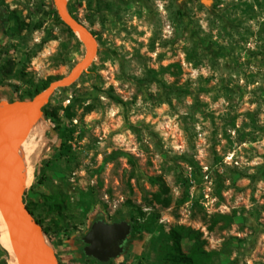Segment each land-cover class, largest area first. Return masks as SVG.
<instances>
[{"label": "rangeland", "instance_id": "rangeland-1", "mask_svg": "<svg viewBox=\"0 0 264 264\" xmlns=\"http://www.w3.org/2000/svg\"><path fill=\"white\" fill-rule=\"evenodd\" d=\"M64 3L96 53L19 155L22 203L59 264H98L81 253L97 220L130 227L105 264H173L177 248L264 264V0ZM56 19L51 0H0V103L82 59ZM178 228L192 235L176 247Z\"/></svg>", "mask_w": 264, "mask_h": 264}, {"label": "water", "instance_id": "water-1", "mask_svg": "<svg viewBox=\"0 0 264 264\" xmlns=\"http://www.w3.org/2000/svg\"><path fill=\"white\" fill-rule=\"evenodd\" d=\"M51 3L61 24L82 44L83 57L67 75L49 82L30 99L0 103V216L15 264H56L51 249L42 240L43 233L22 203L20 147L52 94L72 85L96 53L94 38L67 12L65 3L62 0H51ZM129 230L125 222L91 223L81 238L82 255L99 264L117 258Z\"/></svg>", "mask_w": 264, "mask_h": 264}, {"label": "trees", "instance_id": "trees-1", "mask_svg": "<svg viewBox=\"0 0 264 264\" xmlns=\"http://www.w3.org/2000/svg\"><path fill=\"white\" fill-rule=\"evenodd\" d=\"M56 22H57L59 25H62V24L59 22V20H57V19H56ZM62 26H63V25H62ZM63 28H64V30H65L66 33L71 34L67 28H65L64 26H63ZM54 80H56V79H54ZM52 81H53V80H52ZM46 86H47V84H44V83L41 84L39 87H37L36 89H34L33 92H32L29 96H26L25 99H24V98H18V101H23V100H28V99H30L32 96H34L35 94H37L38 92H40L41 90H43ZM44 107H45V106H43V107L40 109V112L42 113L43 116L48 117V114H47V112L44 110ZM22 202H23V201H22ZM24 206H25V208L28 210V208L26 207V205H24ZM28 212H29L30 215H31V212H30L29 210H28ZM34 221H35V223L39 226V222L36 221V220H34ZM42 232H43V234H45V232H44L43 230H42ZM191 235H192L191 232H188V233H187V231H183V230H181L180 228H178L176 231H172V232H170V234H169V238H170L171 242L177 247L178 242H179V240H180L181 237H183V238L189 240L190 237H191ZM174 253H175V255H176V258H175L174 260H172V261H173V262H172L173 264H208V263H209V260H208V259L203 260L202 262H197V261H195V260H194V248H192V252H191L192 255L183 256L182 254L179 253L178 248L175 250ZM199 254L201 255L202 253L199 251ZM203 255L206 257L205 254H203ZM207 257H208V256H207ZM87 259H89V258H87ZM90 260H92V259H90ZM92 261L95 262L94 260H92ZM95 263H97V262H95ZM98 264H99V263H98Z\"/></svg>", "mask_w": 264, "mask_h": 264}, {"label": "bare ground", "instance_id": "bare-ground-1", "mask_svg": "<svg viewBox=\"0 0 264 264\" xmlns=\"http://www.w3.org/2000/svg\"><path fill=\"white\" fill-rule=\"evenodd\" d=\"M62 1L64 2L65 0H62ZM41 237H42V240L49 246L47 239L42 235ZM0 247L7 254L6 264H15L1 216H0Z\"/></svg>", "mask_w": 264, "mask_h": 264}, {"label": "crops", "instance_id": "crops-1", "mask_svg": "<svg viewBox=\"0 0 264 264\" xmlns=\"http://www.w3.org/2000/svg\"><path fill=\"white\" fill-rule=\"evenodd\" d=\"M2 38H3V30H2V27H1V24H0V44H1V42H2ZM24 147H27V146H24ZM24 160V161H26V157H23V156H21V160ZM25 163V162H24ZM23 165V164H22ZM27 181L29 182V179H27Z\"/></svg>", "mask_w": 264, "mask_h": 264}, {"label": "flooded vegetation", "instance_id": "flooded-vegetation-1", "mask_svg": "<svg viewBox=\"0 0 264 264\" xmlns=\"http://www.w3.org/2000/svg\"><path fill=\"white\" fill-rule=\"evenodd\" d=\"M82 247H83V245H82ZM82 247H81V248H82ZM53 255H54V257H55L56 264H59V260H58V258H57V255L55 254V252L53 253Z\"/></svg>", "mask_w": 264, "mask_h": 264}]
</instances>
